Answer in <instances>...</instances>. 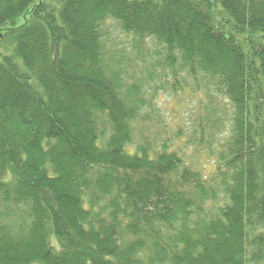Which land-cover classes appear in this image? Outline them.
<instances>
[{
    "label": "trees",
    "instance_id": "16d2710c",
    "mask_svg": "<svg viewBox=\"0 0 264 264\" xmlns=\"http://www.w3.org/2000/svg\"><path fill=\"white\" fill-rule=\"evenodd\" d=\"M154 68L210 173L138 124ZM263 261L264 0H0V264Z\"/></svg>",
    "mask_w": 264,
    "mask_h": 264
},
{
    "label": "rangeland",
    "instance_id": "374dc122",
    "mask_svg": "<svg viewBox=\"0 0 264 264\" xmlns=\"http://www.w3.org/2000/svg\"><path fill=\"white\" fill-rule=\"evenodd\" d=\"M103 33L108 47L116 50L120 49V47L127 48L129 52L133 36L122 33L115 22L106 20L103 25ZM146 44L149 46V49L153 48L149 41H147ZM137 59L142 58L138 57ZM140 68H138L136 72L139 71ZM154 69L156 73V75H154L155 78L143 86L144 90L141 96L150 100L147 108L148 112H151V110L155 111L149 115L148 121L141 122L139 120L137 121L138 124L143 127L142 130L144 135H150L156 142H161L163 139H170L173 143L172 147L178 149L180 154H183L187 161L193 162L192 164L197 165L199 168L201 167L205 175L210 173L213 170L214 158L209 157L205 153V149L198 151L196 148L199 147L196 146L195 148L194 146L195 144L197 145L195 136L189 137L193 134H189L192 129L193 121L197 118L195 112V109L198 110L197 99L204 96L202 93L193 92L190 86L181 89L176 96H173L169 89L160 88V85H165L164 83L166 82L160 70L158 68ZM214 97L216 98L218 117H222V113L225 114L226 108L223 105L226 101L219 95H214ZM202 100L204 101V99ZM203 113L204 111L202 110L201 114ZM229 118L228 116V121ZM223 120L225 119L223 118ZM228 129L229 126H227V130ZM223 131L224 127H219V132L222 133ZM178 132H183V134L176 140L175 135L178 134ZM139 133L138 130L136 133V142L140 138L138 137L140 136ZM220 139L221 136H218V133H216L214 136H211L210 140L206 141L203 146L208 143L210 147H212V144L215 145L219 143Z\"/></svg>",
    "mask_w": 264,
    "mask_h": 264
}]
</instances>
